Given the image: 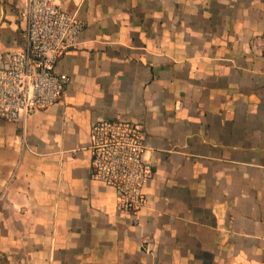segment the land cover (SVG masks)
I'll use <instances>...</instances> for the list:
<instances>
[{
    "label": "crops",
    "instance_id": "1",
    "mask_svg": "<svg viewBox=\"0 0 264 264\" xmlns=\"http://www.w3.org/2000/svg\"><path fill=\"white\" fill-rule=\"evenodd\" d=\"M25 1L0 0V65ZM60 2L85 25L69 84L0 118V264H264V0ZM100 118L145 129L138 225L90 178Z\"/></svg>",
    "mask_w": 264,
    "mask_h": 264
},
{
    "label": "built area",
    "instance_id": "2",
    "mask_svg": "<svg viewBox=\"0 0 264 264\" xmlns=\"http://www.w3.org/2000/svg\"><path fill=\"white\" fill-rule=\"evenodd\" d=\"M23 44L6 52L0 65V118L14 123L58 102L71 78L56 71L67 49L77 48L85 27L60 0H26ZM90 178L117 191L116 208L133 225L147 206L144 188L153 168L144 160L145 129L139 121L96 119L90 126ZM149 244V243H147Z\"/></svg>",
    "mask_w": 264,
    "mask_h": 264
}]
</instances>
